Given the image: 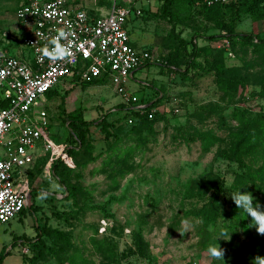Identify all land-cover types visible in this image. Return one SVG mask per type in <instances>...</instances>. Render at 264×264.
Wrapping results in <instances>:
<instances>
[{
    "label": "rangeland",
    "instance_id": "obj_1",
    "mask_svg": "<svg viewBox=\"0 0 264 264\" xmlns=\"http://www.w3.org/2000/svg\"><path fill=\"white\" fill-rule=\"evenodd\" d=\"M21 1L0 0V53L26 51L18 45L23 25L15 17ZM244 2L246 10L233 12ZM74 3L96 14L103 8L101 0ZM161 4L130 6L131 43L152 59L125 88L139 99L158 94L166 116L128 123L108 76L89 85L63 79L43 103L47 146L39 143L33 167L22 168L30 188L26 210L0 222V253L7 252L1 264H218L207 249L216 234L232 230L230 240L217 241L226 264L264 257V235L248 228L228 195L241 187L264 205V122L250 128L260 137L252 152L233 147L241 131L234 111L253 114L264 106V44L241 38L264 39V0H192L172 7V21L160 13ZM192 44V62L200 67L188 65ZM174 102L177 113L169 112ZM71 113L91 124L86 143L67 153L75 145L65 120ZM103 118L112 123L107 138L98 124ZM57 158L64 185L51 168ZM209 182L220 188L217 204ZM37 225L67 233L70 244L64 251L48 238L40 244Z\"/></svg>",
    "mask_w": 264,
    "mask_h": 264
},
{
    "label": "built area",
    "instance_id": "obj_2",
    "mask_svg": "<svg viewBox=\"0 0 264 264\" xmlns=\"http://www.w3.org/2000/svg\"><path fill=\"white\" fill-rule=\"evenodd\" d=\"M106 12L92 14L73 0H22L15 11L23 25L18 55L0 53V222L18 217L27 206L29 183L22 168L33 164L37 145L47 144L49 118L43 103L46 92L57 88L66 77L91 82L108 76L126 104L127 111L146 113L153 101H143L125 88L134 71L152 59L147 50L131 43L126 28L130 6L144 0H108ZM212 2V0H211ZM59 39L66 50L62 59L44 56ZM158 61V59H156ZM5 102V106L1 103ZM42 105V107H40ZM177 113L176 102L168 106ZM168 112L158 105L149 108ZM132 123V118H127ZM104 225V222H103ZM102 227L101 231H104Z\"/></svg>",
    "mask_w": 264,
    "mask_h": 264
},
{
    "label": "trees",
    "instance_id": "obj_3",
    "mask_svg": "<svg viewBox=\"0 0 264 264\" xmlns=\"http://www.w3.org/2000/svg\"><path fill=\"white\" fill-rule=\"evenodd\" d=\"M102 2H104L103 0H101ZM162 2L161 6H160V13L162 14V16L169 18V20H174L177 17V13H173L172 12V7H184V6H189L192 2V0H160ZM108 3V2H107ZM109 4V3H108ZM243 5H245V2L242 5H237V6H232L233 12H236L237 14L241 11L246 10L244 7H242ZM172 33L173 30L171 31ZM243 40H253L256 39L257 42L264 44V39H260L258 36H254V35H242L241 37ZM180 43L183 45V47H186V42L184 40H182L180 38ZM192 49L189 52V67L190 66H194V67H200V64H197L196 62H192L194 61V57L196 54V46L195 44H192ZM78 77L74 76L73 81L75 83L81 84V85H89L92 83H99L102 82L104 80L103 77L98 78V79H94L91 82H78ZM56 91H58V88H54L51 89L49 91L46 92V98L48 96H50L53 93H56ZM156 97V100L153 101V99ZM158 94L156 96H152L148 98V101H153L152 104L146 108V113L140 114L139 112L135 111V110H129L127 113V118L131 117L132 118V123L135 121L138 122H143V121H153L157 118H164V116H166V112H160L157 111L155 112V116L152 119H149L147 117V112L149 111V108L155 107L158 105V101L159 99L157 98ZM141 101H143V99H141ZM6 103L2 102L1 106H5ZM119 109H127L126 108V104L124 103H120L118 105ZM248 109L247 108H241L238 109L236 111H234L233 117L234 119L237 121L239 127L238 130H241L240 133L238 132L237 134V140L236 143L234 144V150L236 152L238 151H243L244 153H250L253 151L254 148L258 147L259 142H260V137H259V133L255 132V131H251L252 129H250L252 126H254V124H258L260 122H264V106L262 108H260L259 110H257L256 112H254L253 114L248 113ZM50 120V119H49ZM65 120L67 121L66 127L70 132V139L73 142V144H75L74 146H70L67 148V150H65L67 153H73L75 150H73L74 148H76V146L81 147L83 144L86 143V138H87V132H88V126L91 124L90 121H86L84 120L81 116H78L75 113H71L67 116V118H65ZM101 127V129L104 131L105 133V137H109L110 136V131L108 130V127L112 124L109 123L107 121H105V118H103L101 120L100 123H98ZM49 127H50V123H49ZM260 133H264V129L259 128ZM255 134V135H253ZM238 160H240V158H238ZM60 158H57L51 168L54 171V174L56 175V177L58 178L59 184L64 185V179H63V174L65 172L64 168H61V162H60ZM209 186L210 188H214V191L212 192L210 199L212 204H217L218 203V192L220 191V188H218V185L215 182H209ZM69 192V196H73V194H71L70 191H66ZM258 200V199H257ZM260 201V200H258ZM27 207V206H26ZM26 207L23 208L21 210V212L19 213V216H22L26 210ZM244 214V213H243ZM245 219H247V216L244 215V221ZM36 231H37V235H36V241L40 242V244H42L44 241V238H48L51 239L52 241H54V243H57V248L60 251H64V247L69 245V240H68V234L64 233L56 228H50V227H46V226H36ZM139 244L141 242V240L139 239ZM7 253V252H6ZM3 252V250L0 253V264L2 263V259L4 257V255L6 254Z\"/></svg>",
    "mask_w": 264,
    "mask_h": 264
},
{
    "label": "clouds",
    "instance_id": "obj_4",
    "mask_svg": "<svg viewBox=\"0 0 264 264\" xmlns=\"http://www.w3.org/2000/svg\"><path fill=\"white\" fill-rule=\"evenodd\" d=\"M64 34L60 33L59 37L51 41L53 47L44 51V56L51 59H62L66 55V50L60 45L59 39L63 38ZM241 187L235 192L229 191L228 195L234 202L237 209L243 212L249 219L248 228H255L256 232L260 235H264V205L248 191H241ZM232 231L219 232L214 236V242L208 247L207 252L209 257L218 262V264H226L224 259L225 250L218 244V239L224 241L230 240V233ZM225 236L227 238H225ZM254 264H264V257H256Z\"/></svg>",
    "mask_w": 264,
    "mask_h": 264
},
{
    "label": "crops",
    "instance_id": "obj_5",
    "mask_svg": "<svg viewBox=\"0 0 264 264\" xmlns=\"http://www.w3.org/2000/svg\"><path fill=\"white\" fill-rule=\"evenodd\" d=\"M74 2H75V0H73ZM104 2H103V8H97L96 9V11H98L99 13H95L93 10H91V9H88L87 8V6L85 5V6H82V5H80V4H78V5H80V6H82V7H85L87 10H89L92 14H96V15H98V14H100V13H104V12H106L107 11V6L109 7V2L107 3L105 0H103ZM130 38H131V36H130ZM38 157H36L35 156V159H34V162H33V164L31 165V166H29V169H31L32 167H33V165L35 164V161H36V159H37ZM27 178V177H26ZM28 180V179H27ZM28 183H29V181H28ZM29 190H30V188H29ZM30 192V191H29Z\"/></svg>",
    "mask_w": 264,
    "mask_h": 264
},
{
    "label": "water",
    "instance_id": "obj_6",
    "mask_svg": "<svg viewBox=\"0 0 264 264\" xmlns=\"http://www.w3.org/2000/svg\"><path fill=\"white\" fill-rule=\"evenodd\" d=\"M29 198H30V192H29V194H28V199H27V201L29 200Z\"/></svg>",
    "mask_w": 264,
    "mask_h": 264
}]
</instances>
